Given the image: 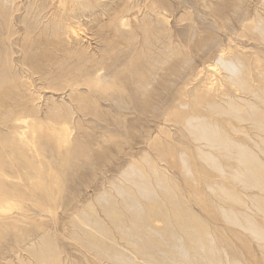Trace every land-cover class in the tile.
<instances>
[{"label": "rangeland", "instance_id": "rangeland-1", "mask_svg": "<svg viewBox=\"0 0 264 264\" xmlns=\"http://www.w3.org/2000/svg\"><path fill=\"white\" fill-rule=\"evenodd\" d=\"M123 1L0 0V264H256L264 0Z\"/></svg>", "mask_w": 264, "mask_h": 264}, {"label": "bare ground", "instance_id": "bare-ground-1", "mask_svg": "<svg viewBox=\"0 0 264 264\" xmlns=\"http://www.w3.org/2000/svg\"><path fill=\"white\" fill-rule=\"evenodd\" d=\"M155 2H156V1H155ZM152 3H154V2H152ZM157 3H158V2H157ZM157 3H156V4H157ZM165 3H166V2H165ZM156 4H155V5H156ZM128 6H130V5H128V4L126 3V0L123 1L122 4H120V3L117 4V5L115 6V8H114V11H113V12H115V13H114L115 15H113V16H114V17H113V21H114V18H120V17H122V16H123V12H124V7H128ZM149 6H150V5H148V7H149ZM160 6H161V5H160ZM118 7H119V8H118ZM130 7H131V6H130ZM158 7H159V5H158ZM117 14H118V15H117ZM122 18H123V17H122ZM158 20H159V19H158ZM159 22H160V21H159ZM60 23H61V22H60ZM143 24H144V23H143ZM145 25L147 26L148 24H145ZM157 25H158V24H157ZM143 27H144V26H143ZM145 29H146V27H144V29L142 28L143 32L145 31ZM138 30H139V29H138ZM133 31H134V30H133ZM147 31H148V30H147ZM125 32H126V31H125ZM130 32H131V31H130ZM150 32H151V31H150ZM54 33H56V32H54ZM144 33H145V32H144ZM151 33H152V32H151ZM151 33H150V34H151ZM126 34H127V36L129 37L128 33H126ZM129 34H130V33H129ZM131 34H132V33H131ZM158 34H159V33H158ZM144 35L146 36V34H144ZM144 35H143V36H144ZM148 35H149V34H148ZM156 35H157V34H156ZM133 36H134V35H133ZM128 37H127V38H128ZM146 37H147V36H146ZM146 37H144V38H146ZM150 37L152 38V36H150ZM127 38H126V39H127ZM133 38H134V37H133ZM140 38H141V37H140ZM158 38H159V37H158ZM128 39H130V38H128ZM202 39H203V38H202ZM144 40H145V39H144ZM195 40H196V39H195ZM195 40H194V41H195ZM133 41H134V40H133ZM149 41H150V40H149ZM198 41H199V40H198ZM204 41H205V40H204ZM206 41H207V40H206ZM199 42H200V41H199ZM151 43H152V42H151ZM153 44H154V43H153ZM194 44H195V42H194ZM196 44H197V43H196ZM203 44H204V43H203ZM204 45H205V44H204ZM131 46H132V45H131ZM149 46H150V45H149ZM186 46H187V45H186ZM192 46H194V45H192ZM141 47H142V46H141ZM143 47H144V46H143ZM199 47H200V46H199ZM199 47H198V48H199ZM140 49H141V48H140ZM145 49H146V48H144V50H145ZM199 49H200V48H199ZM144 50H143V51H144ZM109 51H110V49H109ZM150 51H151V49H150ZM190 51H191V50H190ZM137 52H138V51H137ZM153 53H154V52H152V54H153ZM183 53H185V52H183ZM141 54H143V53H141ZM181 54H182V53H181ZM186 54H187V53H186ZM137 55H139V54H137ZM32 56H33V55H32ZM65 56H66V55H65ZM135 56H136V55H134V57H135ZM139 56H140V55H139ZM142 56H143V55H142ZM66 57H68V54H67ZM143 57H144V56H143ZM184 57H186V56H184ZM132 58H133V57H132ZM137 58H138V57H137ZM150 58H152V57H150ZM182 58H183V57H182ZM68 59H69V57H68ZM133 59H134V58H133ZM154 59H155V58H154ZM154 59H153V60H154ZM139 60H140V59H139ZM153 60H152V61H153ZM133 61L136 62L135 59H134ZM133 61H132V63H133ZM140 62H141V61H140ZM140 62H139V63H140ZM137 63H138V62H137ZM156 63H157V62H156ZM82 65H83V64H82ZM59 66H60V65H59ZM93 66H96V67L94 68ZM93 66L91 67V69L94 68L95 70H94V69H92V70L89 69V68H88L89 66L86 67V68H88V70H89V71H88V70H85V71H88V72H87V74H88L87 76H89L90 74H95V76H96L95 79H96V80H97V79H100L101 76H102V74H100L98 71L101 70V69H103L105 66L103 67L102 64H99L98 66H97V65H93ZM109 66H110V65H109ZM70 67H71V66H70ZM75 67H76V68H75L76 70L68 71V73L66 72L67 75H69V76L71 75V78H70V79H68V80H66V81L63 80V78H61L62 80L60 79V80L62 81V84H63V81H64V83L68 82V83H66L68 86H69V85H72L73 83H75L74 81H76V79H77L78 77H81V76L83 75V73H86V72H83V69H84V68H81V64H78V65L75 66ZM106 67H107V66H106ZM106 67H105V68H106ZM112 67H113V66H112ZM80 68L82 69V72H83V73L80 72V70H81ZM86 68H85V69H86ZM107 68H109V67H107ZM62 69H64V68H62ZM66 69L69 70L70 68L68 69V68L66 67ZM66 69H65V70H66ZM140 69H141V68H140ZM67 70H66V71H67ZM105 70H107V69H105ZM111 70H112V69H111ZM50 71H52V70H50ZM109 71H110V69H109ZM116 71H117V70H116ZM140 71H141V70H140ZM152 71H153V70H152ZM167 71H168V70H167ZM117 72H118V71H117ZM122 72H123V71H122ZM169 72H170V71H169ZM53 73H54V70H53ZM114 73H116V72H114ZM118 73H119V72H118ZM125 73H127V72H125ZM128 73H129V72H128ZM60 74H61V72L59 73V76H60ZM62 74H63V73H62ZM62 74H61V75H62ZM120 74H121V73H120ZM122 74H123V73H122ZM122 74H121V75H122ZM137 74H139V73H137ZM143 74H144V71L142 72L141 75H143ZM44 75H45V74H44ZM44 75H43V76H44ZM46 75H47V72H46ZM46 75H45V76H46ZM126 75H128V74H126ZM126 75H125V76H126ZM43 76H42V77H43ZM47 76H48V75H47ZM59 76H58V77H59ZM85 76H86V75H85ZM85 76H84V77H85ZM87 76H86V77H87ZM109 76H110V75H109ZM116 76H118V75H116ZM116 76H114V77H116ZM119 76H120V75H119ZM125 76H124V77H125ZM159 76H160V75H159ZM61 77H63V75H62ZM64 77H66V76L64 75ZM73 77H74V78H73ZM82 77H83V76H82ZM128 77H130V76H128ZM59 78H60V77H59ZM120 78H121V77H120ZM142 78H143V77H142ZM53 79H54V78H53ZM53 79H52V80H53ZM57 79H58V78H57ZM74 79H75V80H74ZM117 79H118V77H117ZM124 79H125V78H124ZM128 79L131 80V78H128ZM140 79H141V78H139V80H140ZM58 80H59V79H58ZM86 80H87V79H85V81H86ZM82 81H84V79H83ZM142 81H143V80H141V82H142ZM129 82H131V81H129ZM60 83H61V82H60ZM60 83H58V84H60ZM143 83H144V82H143ZM62 84H60V85L62 86ZM78 84H79V83H78ZM130 84H131V83H130ZM139 85H140V84H139ZM139 85H138V86H139ZM52 86H53V84H52ZM57 87H59V86H57ZM57 87L55 86V88H57ZM98 87H99V86H98ZM111 87H112V86H111ZM140 87H141V86H140ZM140 87H139V88H140ZM141 88H143V87H141ZM143 89H144V88H143ZM150 89H151V88H150ZM108 90H109V89H108ZM137 91H138V90H137ZM134 92H136V91H134ZM138 92H139V91H138ZM156 92H157V91H156ZM136 93H137V92H136ZM109 95H110V93H109ZM133 95L135 96V94H133ZM147 95H148V94H147ZM160 96H161V95H160ZM177 96H178V94H177ZM203 96H204V95H203ZM113 98H115V97H113ZM199 98H200V97H199ZM201 98H202V96H201ZM214 98H215V97H214ZM153 100H154V99H153ZM201 100H204V97H203ZM174 101H175V100H174ZM155 103H156V102H155ZM146 104H147V103H146ZM172 104H173V103H172ZM147 105H149V104H147ZM152 105H153V104L151 103V104L149 105V107L151 106V108H152ZM170 105H171V103H170ZM146 108H147V107H146ZM158 109H159V107H158ZM11 110H12V109H11ZM152 111H153V109H152ZM81 145H82V144H81ZM81 145H80V146H81ZM80 146H79V148L82 147V146H81V147H80ZM75 147H76V146H74V148H75ZM76 149H78V147H77ZM76 151H77V150H76ZM13 156H14V155H13ZM84 156H86V154H84ZM85 158H86V157H85ZM0 160H1V159H0ZM1 161H2V160H1ZM5 162H6V160H5ZM2 163H3V162H2ZM1 165H3V164H1ZM0 167H1V166H0ZM0 190H1V189H0ZM261 221H262V219H261ZM259 222H260V221H259ZM262 222H263V221H262ZM0 226H1V225H0ZM254 234L257 236L256 238H259V239L261 240V243H258V244H259V249H260V250H259L258 247H257V249H258L259 251H258V257L255 258V259H256L255 261H256V264H264V224H261V226L257 228V231H255ZM255 246H256V245H255ZM253 252H254V251H253ZM242 253H243V252H242ZM254 254H255V253H253V255H254ZM255 256H256V255H255ZM255 256H254V257H255ZM254 257H253V258H254ZM243 258H244L245 260H249V258L246 256V254H245V257H243ZM253 260H254V259H253ZM243 261H244V260H243ZM245 264H246V263H245ZM247 264H249V263L247 262ZM251 264H252V263H251Z\"/></svg>", "mask_w": 264, "mask_h": 264}]
</instances>
